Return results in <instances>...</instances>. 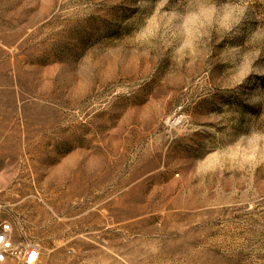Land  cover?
Here are the masks:
<instances>
[{
  "label": "rangeland",
  "instance_id": "1",
  "mask_svg": "<svg viewBox=\"0 0 264 264\" xmlns=\"http://www.w3.org/2000/svg\"><path fill=\"white\" fill-rule=\"evenodd\" d=\"M5 221L36 264H264V0H0Z\"/></svg>",
  "mask_w": 264,
  "mask_h": 264
},
{
  "label": "built area",
  "instance_id": "2",
  "mask_svg": "<svg viewBox=\"0 0 264 264\" xmlns=\"http://www.w3.org/2000/svg\"><path fill=\"white\" fill-rule=\"evenodd\" d=\"M12 227L7 221L0 224V264L7 260L18 264H36L39 260V251L33 245L17 247L11 240Z\"/></svg>",
  "mask_w": 264,
  "mask_h": 264
}]
</instances>
